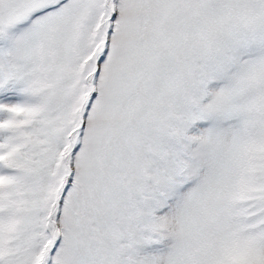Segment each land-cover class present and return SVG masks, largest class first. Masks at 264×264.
I'll use <instances>...</instances> for the list:
<instances>
[{
    "label": "snow or ice",
    "instance_id": "snow-or-ice-1",
    "mask_svg": "<svg viewBox=\"0 0 264 264\" xmlns=\"http://www.w3.org/2000/svg\"><path fill=\"white\" fill-rule=\"evenodd\" d=\"M0 264H264V0H0Z\"/></svg>",
    "mask_w": 264,
    "mask_h": 264
}]
</instances>
